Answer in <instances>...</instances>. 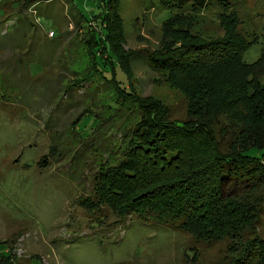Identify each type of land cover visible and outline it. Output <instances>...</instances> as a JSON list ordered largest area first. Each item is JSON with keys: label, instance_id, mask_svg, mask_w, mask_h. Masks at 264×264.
<instances>
[{"label": "rangeland", "instance_id": "374dc122", "mask_svg": "<svg viewBox=\"0 0 264 264\" xmlns=\"http://www.w3.org/2000/svg\"><path fill=\"white\" fill-rule=\"evenodd\" d=\"M226 1L244 36H257L242 54L254 62L264 0ZM101 3L0 0V264H230L228 239L208 243L174 225L119 218L106 206L87 209L77 201L89 194L97 164L121 155L138 115L94 68L91 32L108 46ZM221 10L217 0L196 16L193 31L221 35ZM177 11L158 0L119 5L123 47L137 50L129 63L134 93L162 100L170 118L181 120L185 96L145 58L160 44L162 22ZM98 68L108 69L107 78L111 69L129 89L116 61ZM256 232L264 238V210Z\"/></svg>", "mask_w": 264, "mask_h": 264}, {"label": "trees", "instance_id": "16d2710c", "mask_svg": "<svg viewBox=\"0 0 264 264\" xmlns=\"http://www.w3.org/2000/svg\"><path fill=\"white\" fill-rule=\"evenodd\" d=\"M219 1L222 34L209 36L194 32V24L217 0H158L178 11L162 22L160 44L145 58L185 96L187 117L177 120L162 100L134 93L129 63L137 50L123 47L120 0H102L108 46L91 32L94 68L138 115L121 155L97 164L89 194L77 201L106 206L119 218L174 225L208 243L228 239L230 264H264V238L256 232L264 210V24L259 57L245 62L257 36L247 39L238 13ZM115 61L128 90L111 69L107 78L108 69L98 68Z\"/></svg>", "mask_w": 264, "mask_h": 264}, {"label": "crops", "instance_id": "0c3cea01", "mask_svg": "<svg viewBox=\"0 0 264 264\" xmlns=\"http://www.w3.org/2000/svg\"><path fill=\"white\" fill-rule=\"evenodd\" d=\"M50 34H51V32H50Z\"/></svg>", "mask_w": 264, "mask_h": 264}]
</instances>
